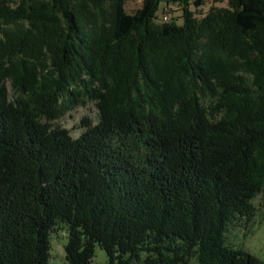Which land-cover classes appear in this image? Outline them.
I'll list each match as a JSON object with an SVG mask.
<instances>
[{"label": "trees", "instance_id": "obj_1", "mask_svg": "<svg viewBox=\"0 0 264 264\" xmlns=\"http://www.w3.org/2000/svg\"><path fill=\"white\" fill-rule=\"evenodd\" d=\"M141 1L0 0V264H51L58 231L65 264L96 247L107 264H262L226 235L264 195V0L203 18L167 2L181 24ZM85 97L99 121L74 139L54 123Z\"/></svg>", "mask_w": 264, "mask_h": 264}, {"label": "rangeland", "instance_id": "obj_2", "mask_svg": "<svg viewBox=\"0 0 264 264\" xmlns=\"http://www.w3.org/2000/svg\"><path fill=\"white\" fill-rule=\"evenodd\" d=\"M229 0H201L202 6L196 8L194 2H192L190 9L196 13L197 18H203L209 13L212 8H226L228 6ZM167 2L171 0H164L161 5L160 11L158 13V22L166 23L171 19H177L178 23L181 24V13L178 8L173 4L167 5ZM142 6L141 0H126V12L128 14H134ZM175 11V12H172ZM168 16V21H164V17ZM246 81H250V78L244 74H239ZM3 86L7 90L9 102H15L19 98V94L13 88L10 79L6 78L2 82ZM106 84L110 86V81H106ZM97 90H102L104 94L106 91L103 90L104 87L95 85ZM83 103L76 108L68 111L59 121L55 122L54 125L62 127L70 131L71 136L74 139L80 137V135L85 131L82 127L81 122L83 119H89L93 124H97L99 121V109L97 107V102L91 100L88 97L83 98ZM208 106H215V103ZM253 206L255 208L254 216L250 222H246L244 219L236 220L232 225H230L226 241L234 248H242L255 257H257L262 264H264V195L258 196L253 201ZM67 237L65 232L58 231L52 233L51 243V264H65L66 263V251L65 247L67 245ZM108 257L104 250L100 247H96L94 252L93 264H107Z\"/></svg>", "mask_w": 264, "mask_h": 264}, {"label": "built area", "instance_id": "obj_3", "mask_svg": "<svg viewBox=\"0 0 264 264\" xmlns=\"http://www.w3.org/2000/svg\"><path fill=\"white\" fill-rule=\"evenodd\" d=\"M163 19H164V21H168L169 18H168V16H165Z\"/></svg>", "mask_w": 264, "mask_h": 264}]
</instances>
